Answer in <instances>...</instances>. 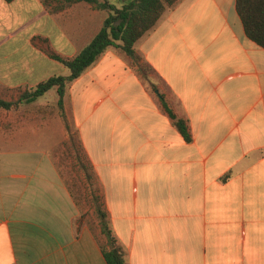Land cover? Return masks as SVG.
Wrapping results in <instances>:
<instances>
[{"label": "crops", "instance_id": "1", "mask_svg": "<svg viewBox=\"0 0 264 264\" xmlns=\"http://www.w3.org/2000/svg\"><path fill=\"white\" fill-rule=\"evenodd\" d=\"M62 5L0 0V100L69 76L53 57L76 56L109 15ZM135 49L136 66L110 48L69 85L84 201L102 207L126 264H264V49L236 0H180ZM58 100L54 88L0 108V264H108L51 150L70 137L49 116Z\"/></svg>", "mask_w": 264, "mask_h": 264}, {"label": "trees", "instance_id": "2", "mask_svg": "<svg viewBox=\"0 0 264 264\" xmlns=\"http://www.w3.org/2000/svg\"><path fill=\"white\" fill-rule=\"evenodd\" d=\"M6 1L12 2L13 0ZM47 1L43 0L45 4ZM59 1L63 2L61 8L72 7L79 3H87L96 10L108 11L109 15L105 19L101 31L76 56L72 58L53 57L70 70L69 76L50 77L39 83L35 88L23 92L17 102L0 100V108L11 109L21 102H34L39 97L56 88L59 95L58 107L67 124L64 105L69 85L80 78L88 68L96 64L110 48L120 50L136 66L142 60L135 49L137 42L148 34L158 24L163 14L174 8L180 0H123L121 6L111 4L108 0ZM236 9L244 26L246 36L264 49V0H236ZM137 72L140 73V70H137ZM163 105L169 116L175 120V124L183 137L187 141H191L186 121L179 119L165 101H163ZM67 129L70 132L68 125ZM85 168L87 170L88 165ZM59 172L64 179V173L60 169ZM228 177L229 175L224 180ZM65 182L67 183L66 180ZM67 185L69 186L68 183ZM69 188L71 189L70 186ZM73 197L77 204L80 205L79 199L74 192ZM96 212L100 219L99 225L102 236H105V242L101 241L100 246L107 263L126 264L119 249L115 247L109 223L103 221L102 207H98ZM90 227L95 231V225H91Z\"/></svg>", "mask_w": 264, "mask_h": 264}, {"label": "rangeland", "instance_id": "3", "mask_svg": "<svg viewBox=\"0 0 264 264\" xmlns=\"http://www.w3.org/2000/svg\"><path fill=\"white\" fill-rule=\"evenodd\" d=\"M152 79L159 84V81L156 79L155 74L149 72L148 73ZM161 83L159 84V86ZM56 96V92H51L48 96L49 99ZM50 114L49 116L52 118H56L57 115H60L61 111L58 107V104L53 106H49ZM69 111V110H68ZM68 117L70 121L67 120V125L70 129V137L60 143L52 150V153L55 155V159L57 162L58 168L64 173V179L67 181L69 186L74 190L78 199L81 202L80 208V217L78 219L80 224H88L89 226L95 225L97 231L100 230L99 220L97 213L95 212L94 206L91 203L89 205V201H92L88 198V200L84 201L82 197V190L80 186V180L83 177L82 172L86 171L87 161L85 159L84 152L82 151V147L80 144V140L75 132V127L73 126V121L71 119V114L68 113ZM68 119V118H67ZM66 126V125H65ZM83 179L81 180V182ZM101 241H103V236H101Z\"/></svg>", "mask_w": 264, "mask_h": 264}]
</instances>
